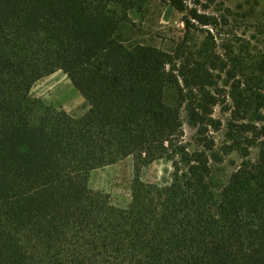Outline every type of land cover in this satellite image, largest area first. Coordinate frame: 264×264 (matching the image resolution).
<instances>
[{
  "label": "trees",
  "instance_id": "1",
  "mask_svg": "<svg viewBox=\"0 0 264 264\" xmlns=\"http://www.w3.org/2000/svg\"><path fill=\"white\" fill-rule=\"evenodd\" d=\"M140 1L0 0V264H264V69L234 57L219 94L207 47L187 56L128 38ZM163 1L186 29L214 24L187 0ZM56 71L82 115L31 95ZM217 106L229 113L222 149L241 158L218 192ZM128 157L131 199L118 207L89 178ZM163 158L171 182H144Z\"/></svg>",
  "mask_w": 264,
  "mask_h": 264
},
{
  "label": "rangeland",
  "instance_id": "2",
  "mask_svg": "<svg viewBox=\"0 0 264 264\" xmlns=\"http://www.w3.org/2000/svg\"><path fill=\"white\" fill-rule=\"evenodd\" d=\"M192 8L213 17L214 24L186 29L182 17L163 0H141L140 7L126 13L125 32L135 42L153 44L161 49L182 55L198 57L202 46L212 58L211 72L219 94L228 90L227 78L220 68L233 66V58L242 61V68L252 69L258 64L264 69V0H187ZM262 56V57H261ZM216 68V69H215ZM31 95L46 105L63 108L72 116L82 115L88 105L62 71L39 80L31 89ZM214 117L222 121L219 131H212L214 152L220 160L210 158L211 184L218 190L238 167L241 158L237 152L225 154L226 123L229 113L221 106L215 107ZM183 141L189 150L197 148L198 134L183 114ZM173 167L168 159H158L141 170V179L156 185L171 182ZM133 179L132 158L128 157L112 165L91 172L89 185L94 190L109 195L113 205L126 206L131 199L130 185ZM218 192V191H217Z\"/></svg>",
  "mask_w": 264,
  "mask_h": 264
}]
</instances>
